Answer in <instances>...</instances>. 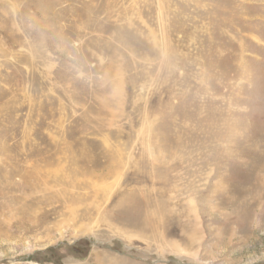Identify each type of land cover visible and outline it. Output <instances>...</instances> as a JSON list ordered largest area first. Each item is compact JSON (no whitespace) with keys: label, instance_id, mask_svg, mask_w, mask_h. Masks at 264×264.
<instances>
[{"label":"rangeland","instance_id":"obj_1","mask_svg":"<svg viewBox=\"0 0 264 264\" xmlns=\"http://www.w3.org/2000/svg\"><path fill=\"white\" fill-rule=\"evenodd\" d=\"M0 264H264V0H0Z\"/></svg>","mask_w":264,"mask_h":264}]
</instances>
